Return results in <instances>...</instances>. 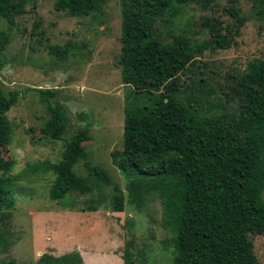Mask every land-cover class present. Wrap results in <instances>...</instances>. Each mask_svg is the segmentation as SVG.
Wrapping results in <instances>:
<instances>
[{
    "label": "trees",
    "instance_id": "1",
    "mask_svg": "<svg viewBox=\"0 0 264 264\" xmlns=\"http://www.w3.org/2000/svg\"><path fill=\"white\" fill-rule=\"evenodd\" d=\"M31 1L0 0V17L11 21ZM104 1L52 0V8L71 16L88 15L99 11ZM215 1L118 0L117 64L126 91L121 149L112 151L110 159L124 177L149 183L158 192L165 225L173 231L171 264H261L248 234H264V57H252L225 73L217 87L205 84L202 75L185 86L183 72L202 49L229 47L232 27L221 32L218 22L207 18L210 37L201 43L158 29L171 25L182 6L206 8ZM249 1L251 14L264 24V0ZM226 11L232 22L242 24L239 8L227 6ZM8 40L9 34L0 31V48ZM51 48L55 56L66 53L58 45ZM37 90L48 111L40 130L58 139L68 116L49 100L54 89ZM20 93L10 90L5 95L0 88V148L11 133L5 113ZM86 139V130H78L64 142L58 160L43 163L53 174L48 198L61 208L73 209L79 194H88L98 183L109 184L105 170L84 161L80 143ZM79 160L86 177L73 170ZM10 165L0 156V244L14 203ZM111 187L112 210L121 211V190L116 184ZM122 258L123 264L131 263L129 252ZM37 263L83 264L74 250L42 253Z\"/></svg>",
    "mask_w": 264,
    "mask_h": 264
},
{
    "label": "rangeland",
    "instance_id": "2",
    "mask_svg": "<svg viewBox=\"0 0 264 264\" xmlns=\"http://www.w3.org/2000/svg\"><path fill=\"white\" fill-rule=\"evenodd\" d=\"M227 6L239 8L241 25L232 22ZM207 18L217 21L221 32L231 25L233 39L226 48L202 49L180 76L185 86L202 75L205 84L217 87L224 83L225 73L252 57H264V24L251 14L249 0H216L206 8L188 4L180 7L171 25L158 29L201 43L210 37ZM0 31L9 34L0 48V88L5 95L10 90L23 93L5 113L11 133L0 148V156L11 164L7 175L14 202L4 221L0 264H38L42 253L77 251L73 247L79 249L83 264H123L125 251L131 254L130 264H171L173 231L165 225L158 192L149 183L124 177L110 159L112 151L121 149L126 91L117 64L118 0H105L99 11L79 16L55 11L52 0H34L11 21L0 17ZM57 45L66 51L63 56L49 49ZM39 88L54 89L49 100L68 116L58 139L40 130L48 111ZM82 129L87 132L80 143L84 161L105 170L109 184L98 183L88 194H79L73 209L90 213H73L48 198L53 174L43 163L58 160L64 142ZM73 170L86 177L82 160ZM112 184L123 195L121 211L112 210ZM88 205L94 210H86ZM248 236L257 260L264 264V234Z\"/></svg>",
    "mask_w": 264,
    "mask_h": 264
},
{
    "label": "crops",
    "instance_id": "3",
    "mask_svg": "<svg viewBox=\"0 0 264 264\" xmlns=\"http://www.w3.org/2000/svg\"><path fill=\"white\" fill-rule=\"evenodd\" d=\"M67 211H70V212H75V211H77V212H82V213H84V212H86L85 210H75V209H67ZM89 213H90V211H88ZM88 212H86V213H88ZM31 214H33V213H31ZM38 217H41V216H38ZM73 249H75V250H77L78 252H79V249H77L76 247H73ZM72 250V249H71ZM55 255H59V254H55ZM85 264V263H84Z\"/></svg>",
    "mask_w": 264,
    "mask_h": 264
}]
</instances>
